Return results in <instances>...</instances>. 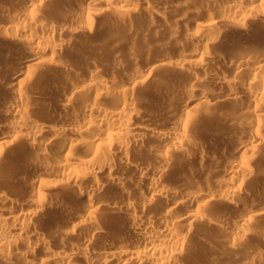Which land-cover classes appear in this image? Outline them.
Here are the masks:
<instances>
[{"label":"bare ground","instance_id":"obj_1","mask_svg":"<svg viewBox=\"0 0 264 264\" xmlns=\"http://www.w3.org/2000/svg\"><path fill=\"white\" fill-rule=\"evenodd\" d=\"M54 1L21 0L23 5L16 7L5 2L0 8V54L5 46L16 45L14 55L20 58L16 65L6 61L0 66V87L13 91L6 94L10 95L8 104L0 108V264H194L187 256L196 225L218 228L230 241L245 238L247 230L264 216V203L255 202L260 208H249L254 199L248 203L241 198L247 191V177L264 173L254 172L264 160V46L240 47L236 41L238 47L228 46L222 52L213 43L222 36L216 32L220 25L247 33L250 21L263 22L264 0H208L222 7L223 14L211 15L202 29H164L171 37L184 38L175 46L178 54L165 51L159 57L149 56L146 64H136L132 72L105 73L87 65L73 77L66 58H61L68 40L62 36L63 26L55 23L59 21L56 13L81 21L87 35L93 32L95 15L101 10L118 11L130 21L140 12L151 16L156 8L146 0H88L91 6L86 7L80 6L86 0H60L61 6ZM45 4L55 13L48 10L45 14H53L55 22L53 16L39 13ZM68 26L67 34L73 36L74 29ZM251 37L248 40H254ZM213 59L222 66L215 67ZM162 69L172 75H191L189 85L185 84L188 91H158L153 73ZM48 70L63 72L55 86L53 110L49 112L47 106V114L55 121L50 116L42 118L47 115L41 110L46 102L35 97L42 83L52 86L50 79L44 80ZM205 80L214 88L192 94V88ZM150 94L181 102L176 110L162 104L169 111H161H168L175 120L172 128L156 127L159 123L149 117L150 108L146 115L155 124L142 119L141 106L151 101L146 102ZM32 105L40 106L43 115L32 114ZM157 110V114L164 113ZM201 114L205 118L220 114L234 129L250 133L246 132L249 140L232 143V153L213 157L210 164L217 169L209 167L219 174L215 172L206 187L204 181L196 185L197 179L191 177L193 184L190 178L196 171L193 163L202 170L206 167L204 143L202 147L197 135L193 140L189 134L192 125L204 118L194 122ZM150 139L159 144L151 145ZM150 153L158 159L153 160L155 155L150 157ZM147 156L153 163L143 160ZM19 163L33 173H15ZM71 189H76V197L87 200L64 201ZM224 203L230 205L231 213L211 209L212 204Z\"/></svg>","mask_w":264,"mask_h":264},{"label":"rangeland","instance_id":"obj_2","mask_svg":"<svg viewBox=\"0 0 264 264\" xmlns=\"http://www.w3.org/2000/svg\"><path fill=\"white\" fill-rule=\"evenodd\" d=\"M20 1L21 0H4V1L1 0L0 1V8L3 7L5 2L8 3L7 4L8 6H15V7L19 6V5L22 6L23 4H20ZM127 1H129V0H127ZM146 1L148 3L150 2L151 6L156 8L155 9L156 12L153 15L150 16V14H148L144 11L145 13L140 12L138 15L133 16L132 20L129 21V18H127V17H125V18L120 17L121 15L119 13H117L118 11H115L116 13H114L111 9L110 10H101L100 12H98L95 15L93 32L91 34H87V35H86V32L88 29H86L85 25H83V23L81 21L70 20L71 21L70 22L68 20L69 17L68 18L66 17V19L68 20V21H66V19L63 16H61L62 13H59V14L56 13L55 14L54 11L52 10V8L49 7V5H48L49 9H47V5L45 4L44 6L46 7V9L44 7L42 9V11H40L41 10L40 9V10H38V12L40 11L39 13H41L42 15L44 13V15H46L47 13L49 14V12H48V10H49L51 13L57 15V17H55V18H57V21L59 20L58 23L55 22L56 19L54 18L53 14L46 15V16H48V17L53 16L54 22L61 27L63 26L62 27V36L66 40V38H65V35H66L67 40L70 41V44H68V41H67L68 46H67V44L65 46H63V48L61 49V53H60L62 57L61 56L60 57L63 60H64V58H66L64 61L68 62L69 64L68 63L67 64L70 67L68 74H70V76H72V77L78 71H80V72L83 71L85 66L88 68V66H91V65L94 66L95 65L97 68L100 67L101 68L100 70L104 71L105 73L132 72V71H134L133 68H135L136 64L139 66H143V63L146 64L147 59H145V58H147L149 56L151 59H152V56L159 57L162 53H166L165 51H167L168 53L169 52L173 53L174 55L178 54L179 51L177 50V48H175V46H176V44H179L180 42L182 43V41L184 42V38L182 36L181 37L180 36L171 37L170 35H168V31L164 30V29L169 28V26L170 27L173 26V28L175 26L176 29H178V30L181 29L182 31L185 29H188V28L191 30L202 29V26L207 24V22H208L207 20L211 15L217 16V14H218V16H219L223 12L222 7L212 5L208 0H146ZM1 4H2V7H1ZM52 4L60 5V6L62 5L60 0H57V1L55 0ZM152 4H154V5H152ZM4 6H6V4ZM80 6L86 7V6H91V4H89L88 0H86V1H81ZM51 7H53V6H51ZM100 7L104 8V6H102V5ZM62 8H64V7H62ZM44 9L47 11H45ZM53 9H54V7H53ZM59 15L61 18L58 17ZM64 16H66V15L64 14ZM58 18H60V19H58ZM63 20H65L64 23H63ZM263 20H264V18H263ZM153 21L155 23L157 22L156 25L158 24V26H155V24L152 25L150 23ZM253 21H250V23L247 24V29H246V30H248L247 33L241 32L238 30H235V32H233L234 30H232V28H230L229 26L227 28V26H225V25H220V27L218 26L216 28L217 29L216 32H218V31L221 32L220 34H222L223 39L219 33H218V35H220L221 37L219 36V38H221V40H224V41H220V39L218 38V40L215 43H213L214 46L212 44L211 45L216 49L221 47V49H219V50H221L222 52H225L227 48L230 49L231 47L233 48L234 46L238 47V45L240 47H241V45L244 47L245 46L247 47V46H250L253 44H255L253 46H258V45L264 46V43L259 44V42H262V41L264 42V21L263 22L256 21V20H253ZM67 24L70 25V29H74L73 34H72L73 36H69L67 34V30H68L67 27L69 28V26ZM131 24H133V25H131ZM130 26H132V27H130ZM249 31L250 32L252 31L251 35H250ZM238 32H240V33H238ZM243 33L244 34L246 33V36ZM103 34H107V35L104 37ZM108 34L110 37L108 36ZM107 36H108V38H107ZM249 36L250 37L253 36V37H251L252 39L255 37L254 40H251V39H250L251 41L248 40L250 38ZM70 37H71L72 41L70 39H68ZM72 37H73V39H72ZM243 37H245L246 39ZM242 38L244 39V41ZM245 40H246V42L250 41L253 43L249 42L250 44L248 43L249 44L248 45L247 43H245ZM236 41H239V43H237ZM254 41H255V43H254ZM1 42H3L4 45L6 43V42H4V40L3 41L1 40ZM236 43L238 45H236ZM241 43L246 44V45H243ZM230 44H232V46ZM216 45L219 47H217ZM228 46H230V48ZM2 47H4V46H2ZM162 47H165V48L162 49ZM4 48L5 49L0 54V66H1L2 62L7 63L9 61L8 63L15 64L18 59L20 61L19 56L15 57V55H14L17 52L18 46H16V45L11 46L10 45L9 47L5 46ZM46 55L51 57L50 54H46ZM216 61L217 60L213 59V60H211V63L215 67L222 66V64H220L219 60H218L219 62L217 61L218 63ZM18 62H17V64H18ZM218 64H220V65L218 66ZM21 67H22V65H21ZM47 69H49V68H47ZM62 75H63V72H61V71H53V70L45 71L44 80L50 79L52 86H48L47 84L42 83V85H40V87H38L40 92H38V94L36 93V95L34 94V90H31V92L33 94L31 92H30V94L35 95V97L37 96L38 98H40L39 99L40 102L41 101L46 102V103L43 102L45 104V106H41V110L43 112L40 110V108H37L40 106H38V105L33 106L32 105V107H31L32 112L35 111L32 114L35 115L36 112L38 111L40 114L37 113L36 115L41 116L44 114V112H45V114H47L49 110H50L49 112H51L53 110V107H52L53 103H54L53 101H55V99H57L55 86L60 84V82H61L60 80H61ZM153 76H155L156 80H158V82H159V84H158L159 86H157V85L154 86L157 88L158 91L167 89L169 91L174 92L177 89H181L182 91H188V89H189V87L188 86L186 87V85H189L188 80L190 82L191 75H190V77H188L187 74L184 75V74H178L177 73L176 75H172L167 70L162 69L161 71H155L153 73ZM160 86H161V88H160ZM213 88H214V86L212 84H210L207 80H205V81L197 83V85L194 88H192L191 93L196 94V95H201L205 91H207L209 89H213ZM9 91L11 93H13V91L10 88L6 89V87L5 88L0 87V108H2L3 106L8 104V102H9L8 98L10 95L6 96V94L8 95ZM150 96H152V95L150 94ZM150 96H148L146 98V102L150 101V100L151 101L147 102V103L144 102V104L145 103L147 105H149V104L151 105L152 103H155V104H152L150 107L147 105H142L143 107L141 106V110L143 112L145 111L144 112L145 116L142 119L144 121H146L147 118L150 117L152 120L157 121L156 123H159L156 125L155 122L150 120V118H149V121L151 123L153 122L156 127H158V128L162 127V129L168 128V127L172 128L175 125V120L172 119V117L168 111L172 110V109L176 110L177 107L179 108L181 106V102L177 101V99H176V101L174 100L172 102V100H171V102H169L170 101L169 99H167L164 96H160V95H158V96L153 95L151 98H149ZM154 96H156V98ZM32 97L34 99L37 98V97L35 98L34 96H32ZM38 98H37V100H38ZM47 102H50V104H48ZM163 103L166 107H168L170 109L168 110L164 105H162ZM159 104L162 106H160ZM168 104H170V105H168ZM47 106H48L49 110L47 109ZM158 106H159V108H157ZM33 107H36L38 110H35L36 108L34 109ZM144 108H146V109H144ZM147 108L148 109L150 108L148 111L149 117L146 115L147 114L146 113ZM152 108H154V109H152ZM156 108L160 109L159 111L164 110V108L167 109L168 111L167 112L161 111L162 113L163 112L166 113L165 115H164V113L161 115L160 112H158L159 114L156 113V110H157ZM151 109L154 110L153 113H152ZM225 110H226V108H225ZM225 110H222L220 113H222V112L226 113L227 111H225ZM167 113L170 115V117L166 121L165 118L167 116H169ZM152 114L153 115L156 114V115H154V117H156V118L152 117L153 116ZM40 116L39 117L35 116V117L37 119H42V118H48L50 116L49 120L52 117L51 120L55 121V118H53L54 116H51L50 114L49 115L47 114L45 117L42 116V118ZM200 116L201 117H198V118H197V116H195L196 119L194 118L195 119L194 122H196L197 119L204 117L202 114ZM157 117H160V118L158 119ZM161 118H163V119H161ZM224 118L225 117H221V115L219 114V116L216 115V116H213L210 118L204 117L201 119V121L199 120L197 122V124L193 122L194 125H192L193 128H191V131H190L191 133L189 132V134L192 136L191 138H193V140H195V138L196 139L198 138L197 140H198V142L201 141L200 143H201L202 147H203L202 143H204L205 148L203 150L206 151L204 154H206L205 156H207V158L205 159L206 163L204 164L207 168L205 167L206 168L205 169L203 167L204 171L202 170V167L197 166L196 163L192 164V165L196 166V171H194L195 174L193 172V175H191L190 173L189 174H190V178L194 177L195 181L197 179L196 185H199L198 183H200V181H201V183L204 181L203 184L206 187L205 182H208L210 180V178L215 177L214 176L215 172L217 173L218 170H216L214 173L212 172L216 168L215 165L210 164L213 161V157L215 158L218 155L221 156V153L223 154V152L225 154L227 152L232 153V150H231L232 147L231 146L233 144H235L239 139L240 140L241 139L246 140L250 134L249 131H247L246 129L244 130V128L243 129H237V128L234 129V127L232 126V122L228 121ZM164 119H165V122L163 121ZM169 119H172V121ZM159 120H160V122H159ZM168 121L170 123L172 122L171 125L168 124L169 123ZM192 130L195 131V133H192L193 132ZM246 132H248L249 134L247 135ZM192 134H194V135H192ZM193 136L194 137L196 136V137L194 138ZM249 137L247 140H249ZM149 142H151V145L159 144V143H157V141H155V139H150ZM233 142H235V143H233ZM263 151L261 153H263ZM153 154L154 153H152V154L150 153L149 156L152 157ZM246 156L250 157L251 154L246 155ZM208 157H209V159H208ZM210 158H211V160H210ZM251 158H253V157L251 156ZM145 159L148 162L150 158L147 156L143 160H145ZM154 159H158V157L155 155L153 157V160ZM261 159H263V158H261ZM150 160H152V159H150ZM153 160H152V163H153ZM252 161H253V159H251V162ZM155 162H158V160ZM262 162H264V160H262L261 162H258V163L255 162L254 165H256V163H257V165L258 164H261V165H258V166L256 165V167H255L256 171L254 170V172H256V173L264 172V169H263L264 163H262ZM209 166H212V169L215 166L214 170H212L211 167H209ZM258 167L260 168L259 170H261V168L263 170H261V171L257 170ZM200 169L203 172L199 171ZM219 169H222V167ZM13 171L17 174L21 173V174H26L29 176L33 173L32 169L21 165V163L17 164L15 166V168L13 169ZM197 172H199V173H197ZM204 172H205V175H203ZM209 172H210V175H209ZM206 173H208L209 176H207ZM218 174H219V172L217 173V175ZM261 174H263V175H261ZM253 175L256 176V174L254 173L250 177H247L250 180H245L246 182L245 181L242 182V184L244 182L247 183L246 187H245L246 184L245 183L243 184V186L246 188L247 191L243 195L244 197L242 196L241 198H244V200L242 199V201H245V199H247L246 202H248V203L254 199V203L255 202H258V203L261 202V204H262V203H264L263 202L264 198L261 201H258V199L260 198V195L264 191V188H263L264 187V173H260V175L254 177L252 179L251 177H253ZM206 176H207V179H205ZM260 177H262L263 179ZM256 179H257V181H256ZM191 181L194 184L195 181L192 178H191ZM249 181H250L249 186H251V189L248 186ZM237 183H239V181ZM203 184L200 186L203 187ZM257 186L258 187L261 186V187L258 188ZM248 189H250V190L248 191ZM260 189L262 191H259ZM248 193L251 195L249 196ZM252 194H254V196L256 194L257 195L259 194L258 199L256 198L257 196L254 197ZM76 196H77L76 189H71L65 193V197L63 200L65 201V199H66L67 203L87 200L85 197L80 198V197H76ZM260 199H262V198H260ZM258 203H255V204L250 203L248 207L251 208L252 206L255 205L253 208L258 209V208H260L259 206H261L260 204L256 205ZM217 205L212 204L211 209H215L216 211L218 210L220 212L222 211L223 214L225 212L231 213L232 208L230 207L229 204L224 203L223 205L222 204H219V206H217ZM263 206L264 205H262L261 207H263ZM255 207H257V208H255ZM255 222H257V223L256 224L254 223L255 225L253 224L252 228L247 230V235H245V238L235 240L236 242H234L232 240L230 241V238L228 239V237H226L227 235L225 234V232L223 233L218 228L208 226L207 224L196 225L197 227H194L195 229L191 231L192 232L191 233V235H192L191 239H192L193 244L191 242L192 248H190L189 255L187 256L188 261H191L194 264H264V216L257 219Z\"/></svg>","mask_w":264,"mask_h":264}]
</instances>
